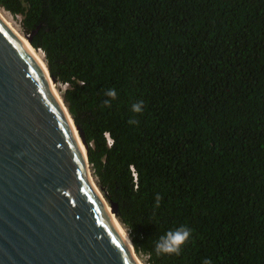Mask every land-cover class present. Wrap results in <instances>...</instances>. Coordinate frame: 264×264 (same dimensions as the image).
I'll return each instance as SVG.
<instances>
[{"label": "trees", "instance_id": "16d2710c", "mask_svg": "<svg viewBox=\"0 0 264 264\" xmlns=\"http://www.w3.org/2000/svg\"><path fill=\"white\" fill-rule=\"evenodd\" d=\"M0 7L66 86L96 182L146 264H264V0ZM181 225V253L157 257Z\"/></svg>", "mask_w": 264, "mask_h": 264}, {"label": "water", "instance_id": "95a60500", "mask_svg": "<svg viewBox=\"0 0 264 264\" xmlns=\"http://www.w3.org/2000/svg\"><path fill=\"white\" fill-rule=\"evenodd\" d=\"M48 72L0 20V264H138Z\"/></svg>", "mask_w": 264, "mask_h": 264}, {"label": "bare ground", "instance_id": "6f19581e", "mask_svg": "<svg viewBox=\"0 0 264 264\" xmlns=\"http://www.w3.org/2000/svg\"><path fill=\"white\" fill-rule=\"evenodd\" d=\"M0 20L9 28V30L12 31V33L15 36H17L19 38V40L25 46V48L27 49V51L32 54V56L35 58V60L41 65V67L43 68V70L45 71V73L47 75H49L48 68H47V64H46L45 58H44L43 54L41 53V51H38V50H36V49L33 48V46L29 43L28 39L25 36H24L25 37L24 38L23 35L18 30H16V28L8 20L6 14L4 12H2L1 10H0ZM50 82H51V80H50ZM51 85H52V89H53L55 95L63 103L62 97H61V95L59 94V92L57 90V84L51 82ZM65 111H66V113L68 115V118H69L70 123L72 124V127H73L74 132H75L76 139H77V141H78V143H79V145H80V147L82 149V152L86 156V148H85V146L83 145V143H82V141L80 139V136L78 134V131H77V129L74 126L73 120H72L70 114L68 113L67 108H66ZM89 177H90V181L92 182V185H93L94 189L96 190V193L98 194L99 198L101 199V201L103 203V206H104L105 210L107 211L108 215L112 218V220L114 221V223L117 225V227L121 231L122 236L126 239L128 245H129V247H130V249H131V251L133 253L134 259L136 260V262L138 264H144L140 260V258L138 257V254H136L134 252L133 246H132V243H131V240H130V237L128 235L127 230H125V227L120 223V221L117 219V217L114 215V213H112L111 207L105 201L104 196L102 195V193L100 192V190L96 186V183H95V180L93 178V175H92V172L91 171H90V176Z\"/></svg>", "mask_w": 264, "mask_h": 264}, {"label": "clouds", "instance_id": "9594fccd", "mask_svg": "<svg viewBox=\"0 0 264 264\" xmlns=\"http://www.w3.org/2000/svg\"><path fill=\"white\" fill-rule=\"evenodd\" d=\"M105 95L111 100H115L117 97L116 90L109 89L105 92ZM106 106H110V101H106ZM131 111L133 113H141L143 111V101L135 102L132 104ZM130 125H135L137 121L132 118L128 121ZM161 196L156 194L155 201L156 206H159ZM192 235V232L187 227L181 225L175 229L167 231L164 235L160 236L154 244V252L157 257L165 255H179L183 246L188 242ZM202 264H212L208 259H205Z\"/></svg>", "mask_w": 264, "mask_h": 264}, {"label": "rangeland", "instance_id": "374dc122", "mask_svg": "<svg viewBox=\"0 0 264 264\" xmlns=\"http://www.w3.org/2000/svg\"><path fill=\"white\" fill-rule=\"evenodd\" d=\"M0 10L2 12H4L8 18V20L12 23V25L16 28V30H18L22 35L23 37L25 36V33H24V29L22 27V17L21 16H14L12 15L10 12L6 11L5 9L1 8L0 7ZM25 38V37H24ZM41 53L43 54L44 58H45V55L44 53L41 51ZM66 86L64 85H61V84H57V90L59 92V94L62 96V92L65 90ZM93 173V172H92ZM94 177V175H93ZM94 180L96 181V178L94 177ZM97 183V182H96ZM126 230V229H125ZM138 257L140 258V260L144 263H145V258L138 255Z\"/></svg>", "mask_w": 264, "mask_h": 264}, {"label": "built area", "instance_id": "2783aa9c", "mask_svg": "<svg viewBox=\"0 0 264 264\" xmlns=\"http://www.w3.org/2000/svg\"><path fill=\"white\" fill-rule=\"evenodd\" d=\"M43 52V51H42ZM45 55V54H44ZM108 143H109V145H111L112 144V140H111V138L110 137H108Z\"/></svg>", "mask_w": 264, "mask_h": 264}]
</instances>
